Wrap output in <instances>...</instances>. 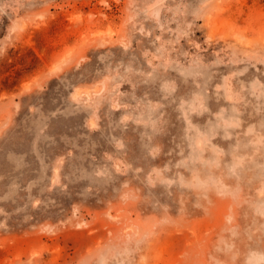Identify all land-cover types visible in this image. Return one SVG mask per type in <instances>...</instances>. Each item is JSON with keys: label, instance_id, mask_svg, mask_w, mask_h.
<instances>
[{"label": "rangeland", "instance_id": "1", "mask_svg": "<svg viewBox=\"0 0 264 264\" xmlns=\"http://www.w3.org/2000/svg\"><path fill=\"white\" fill-rule=\"evenodd\" d=\"M0 264H264V0H0Z\"/></svg>", "mask_w": 264, "mask_h": 264}]
</instances>
